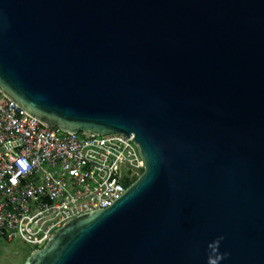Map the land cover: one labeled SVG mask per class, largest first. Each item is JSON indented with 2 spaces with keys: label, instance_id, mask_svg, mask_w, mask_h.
Returning <instances> with one entry per match:
<instances>
[{
  "label": "water",
  "instance_id": "obj_1",
  "mask_svg": "<svg viewBox=\"0 0 264 264\" xmlns=\"http://www.w3.org/2000/svg\"><path fill=\"white\" fill-rule=\"evenodd\" d=\"M0 91L144 161L25 264H264V0H0Z\"/></svg>",
  "mask_w": 264,
  "mask_h": 264
},
{
  "label": "built area",
  "instance_id": "obj_2",
  "mask_svg": "<svg viewBox=\"0 0 264 264\" xmlns=\"http://www.w3.org/2000/svg\"><path fill=\"white\" fill-rule=\"evenodd\" d=\"M132 138L48 128L0 91V240L39 250L65 223L111 205L144 172Z\"/></svg>",
  "mask_w": 264,
  "mask_h": 264
},
{
  "label": "rangeland",
  "instance_id": "obj_3",
  "mask_svg": "<svg viewBox=\"0 0 264 264\" xmlns=\"http://www.w3.org/2000/svg\"><path fill=\"white\" fill-rule=\"evenodd\" d=\"M31 252L19 239L10 243L0 240V264H25Z\"/></svg>",
  "mask_w": 264,
  "mask_h": 264
},
{
  "label": "clouds",
  "instance_id": "obj_4",
  "mask_svg": "<svg viewBox=\"0 0 264 264\" xmlns=\"http://www.w3.org/2000/svg\"><path fill=\"white\" fill-rule=\"evenodd\" d=\"M220 239H223V237L218 238V239H217L216 241H214L213 243L218 244V242H219ZM217 252H218V249H217ZM224 255H227V254H224ZM212 264H218V261L214 259L213 262H212Z\"/></svg>",
  "mask_w": 264,
  "mask_h": 264
},
{
  "label": "trees",
  "instance_id": "obj_5",
  "mask_svg": "<svg viewBox=\"0 0 264 264\" xmlns=\"http://www.w3.org/2000/svg\"><path fill=\"white\" fill-rule=\"evenodd\" d=\"M31 251V250H30Z\"/></svg>",
  "mask_w": 264,
  "mask_h": 264
}]
</instances>
